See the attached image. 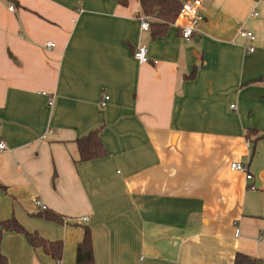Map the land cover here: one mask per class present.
Masks as SVG:
<instances>
[{"label":"crops","instance_id":"1","mask_svg":"<svg viewBox=\"0 0 264 264\" xmlns=\"http://www.w3.org/2000/svg\"><path fill=\"white\" fill-rule=\"evenodd\" d=\"M201 2L187 41V18L142 30L139 0H0V222L63 245L1 233L6 264H77L85 227L91 264L264 260V0ZM97 129L106 156L81 161Z\"/></svg>","mask_w":264,"mask_h":264},{"label":"trees","instance_id":"2","mask_svg":"<svg viewBox=\"0 0 264 264\" xmlns=\"http://www.w3.org/2000/svg\"><path fill=\"white\" fill-rule=\"evenodd\" d=\"M119 2L122 5H127L128 0H119ZM139 3L143 18H146L148 22L151 21L152 23L155 36H163L168 28L177 22L182 5L185 2L181 0H139ZM149 25L151 28L150 22ZM77 146L81 161H91L106 156V149L102 143L99 129L77 139ZM38 214L52 222H64L60 215L49 210L40 211ZM5 232L22 233L27 237L32 246L42 248L55 259H60L63 249L61 242L46 241L37 233H29L15 219L0 222V234ZM92 261L93 247L91 231L85 227L82 240L78 246L77 264H91ZM0 264H6L3 258H0ZM234 264H261V261L254 257L238 253L235 257Z\"/></svg>","mask_w":264,"mask_h":264},{"label":"built area","instance_id":"3","mask_svg":"<svg viewBox=\"0 0 264 264\" xmlns=\"http://www.w3.org/2000/svg\"><path fill=\"white\" fill-rule=\"evenodd\" d=\"M201 8H202L201 0L186 1L182 5L181 12L179 14V18L180 19H184V18L188 19L187 24L182 27L183 37L187 41H190L192 39V37L194 36L195 31L197 30L199 24L204 19L203 15L201 14ZM14 9H15L14 5L9 6L10 11H14ZM257 15L258 14H255V16H257ZM141 29L145 30V31L150 30V25H149V22L147 21L146 18L141 19ZM238 36L241 39L251 41L252 43L255 42L257 39L256 35L253 32L247 31V30L240 31ZM49 46L54 47L55 44L49 43ZM254 51H255V46L254 45L250 46L249 52L252 53ZM134 58H135V60H137L139 62V64L148 63L149 57H148L147 47L139 46L134 53ZM105 99H106V101L109 100V96L106 97ZM50 104L52 105L53 102H51ZM102 105L105 106V103H103ZM44 138H46V136ZM5 149H6V145L4 143H0V150H5ZM231 169L233 171L245 174L247 180L253 179V175L248 171V168L245 165H243L242 163L233 162L231 164ZM254 188L255 187H252V189H254ZM33 204L40 211H46L48 209V207L44 203H42L40 200L34 201ZM81 221L85 222V221H88V219L82 218ZM238 234H239V230L237 228L236 229V235H238ZM261 264H264V260L261 262Z\"/></svg>","mask_w":264,"mask_h":264}]
</instances>
